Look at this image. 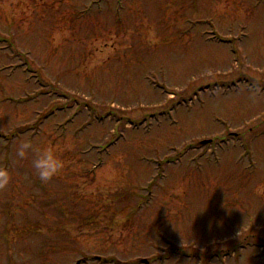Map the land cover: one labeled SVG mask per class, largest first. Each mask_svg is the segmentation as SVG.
<instances>
[{"label": "rangeland", "instance_id": "374dc122", "mask_svg": "<svg viewBox=\"0 0 264 264\" xmlns=\"http://www.w3.org/2000/svg\"><path fill=\"white\" fill-rule=\"evenodd\" d=\"M0 167V264H264V0H0Z\"/></svg>", "mask_w": 264, "mask_h": 264}, {"label": "clouds", "instance_id": "9594fccd", "mask_svg": "<svg viewBox=\"0 0 264 264\" xmlns=\"http://www.w3.org/2000/svg\"><path fill=\"white\" fill-rule=\"evenodd\" d=\"M30 153H34L32 158V166L36 175L42 181H48L54 176L58 175L65 167V161L59 155L57 148L53 145H40L34 144L31 139H25L20 141L17 147V154L19 157H26ZM11 180V173L7 168L0 167V188L6 187ZM224 251H227V246L224 247ZM236 253H233L230 257L221 254L220 257L212 261V264H234V257ZM175 264H180L179 259H174ZM203 259L196 260L190 258L184 262V264H202Z\"/></svg>", "mask_w": 264, "mask_h": 264}]
</instances>
